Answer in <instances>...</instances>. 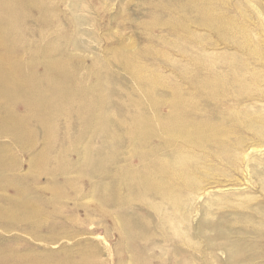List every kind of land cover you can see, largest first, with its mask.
<instances>
[{
    "label": "rangeland",
    "instance_id": "rangeland-1",
    "mask_svg": "<svg viewBox=\"0 0 264 264\" xmlns=\"http://www.w3.org/2000/svg\"><path fill=\"white\" fill-rule=\"evenodd\" d=\"M20 1L0 264H264V0Z\"/></svg>",
    "mask_w": 264,
    "mask_h": 264
},
{
    "label": "bare ground",
    "instance_id": "bare-ground-1",
    "mask_svg": "<svg viewBox=\"0 0 264 264\" xmlns=\"http://www.w3.org/2000/svg\"><path fill=\"white\" fill-rule=\"evenodd\" d=\"M3 1H4V0H3ZM7 1H8V0H7ZM21 1H23V0H21ZM21 1H20V2H21ZM37 1H38V0H37ZM17 2H18V1H17ZM9 4H10V3H9ZM4 5H5V4H4ZM4 5L2 4V6H4ZM10 7H11V5H10ZM5 9H6V8H5ZM19 10H20V9H19ZM12 12H13V11H12ZM14 12H16V11H14ZM16 14H17V13H16ZM5 17H6V16H5ZM1 23H2V22H1ZM1 28H2V27H1ZM9 30H10V29H9ZM9 30H8V31H9ZM16 34H17V33H16ZM2 36H3V35H2ZM13 36H14V35H13ZM17 36H18V35H17ZM9 37H10V36H9ZM14 38H15V37H14ZM1 39H2V38H1ZM10 39H11V38H10ZM0 42H1V41H0ZM8 44H9V43H8ZM1 47H2V46H1ZM12 47H13V46H12ZM3 50H4V49H3ZM1 53H2V50H1ZM3 53H4V52H3ZM12 53H13V52H12ZM2 55H3V54H2ZM5 55H6V54H5ZM12 55H13V54H12ZM7 57H8V56H7ZM13 57H14V56H13ZM126 58H127V57H126ZM9 59H10V58H9ZM4 60H5V59H4ZM4 60H3V61H4ZM129 62H130V61H129ZM9 63H10V62H9ZM13 63H14V62H13ZM11 64H12V63H11ZM127 65H129V64H127ZM14 66H15V64H14ZM12 67H13V66H12ZM12 67H11V68H12ZM16 67H17V66H16ZM131 71H132V70H131ZM18 72H19V71H18ZM67 72H68V71H67ZM3 73H4V72H3ZM7 73H8V72H7ZM136 73H138V72H136ZM131 74H132V73H131ZM18 75H19V74H18ZM21 75H22V74H21ZM23 75H24V74H23ZM137 75H138V74H137ZM137 75H136V76H137ZM3 76H4V75H3ZM62 76H63V75H62ZM138 76H139V75H138ZM20 77H22V76H20ZM48 78H49V77H48ZM141 78H142V77H141ZM18 79H19V78H18ZM27 79H28V78H27ZM142 79H143V78H142ZM144 79H145V78H144ZM65 80H66V78H65ZM140 80H141V79H140ZM140 80H138V81L140 82ZM7 81H9V80H7ZM71 81H73V80H71ZM143 81H144V80H143ZM10 82H11V81H10ZM10 82H9V83H10ZM14 82H15V81H14ZM14 82H13V83H14ZM27 82H28V81H27ZM69 82H70V81H69ZM1 83H3V82H1ZM9 83H8V84H9ZM21 84H23V83H21ZM143 84H144V83H143ZM143 84H142V85H143ZM25 85H26V84H25ZM99 85H100V84H99ZM18 86H20V85H18ZM18 86H17V87H18ZM21 87H22V86H21ZM28 87H29V85H28ZM142 87H143V86H142ZM31 88H33V87H31ZM31 88H30V89H31ZM22 89H23V88H22ZM24 89H25V88H24ZM143 89H144V87H143ZM143 89H142V91H143ZM26 90H27V89H26ZM5 91H6V89H5ZM30 91H31V90H30ZM98 91H99V90H98ZM6 92H7V91H6ZM8 92H9V91H8ZM8 92H7V93H8ZM22 92H23V91H22ZM12 93H13V92H12ZM51 93H53V92L51 91ZM143 93H144V92H143ZM27 94H29V96H30V93H27ZM31 94H32V93H31ZM35 94H36V93H35ZM77 94H78V93H77ZM81 95H82V94H81ZM4 96H5V95H4ZM29 96H28V97H29ZM84 96H85V95H84ZM14 97H15V96H14ZM18 97H19V96H18ZM38 97H39V96H38ZM50 97H51V96H50ZM79 97H80V96H79ZM146 98H148V97H146ZM17 99H18V98H17ZM79 99L82 100V98H79ZM57 100H58V99H57ZM152 100L155 101V99H153V98H152ZM152 100H151V101H152ZM154 101H152V102H154ZM84 102H85V101H84ZM90 102H92V100H91ZM186 102H187V101H186ZM186 102H185V103H186ZM38 103H39V102H38ZM51 103H52V102H51ZM86 103H87V102H86ZM88 103H89V102H88ZM187 103H188V102H187ZM34 104H35V103H34ZM53 104H54V103H53ZM153 104H154V103H153ZM156 104H157V103H156ZM51 105H52V104H51ZM25 106H26V105H25ZM35 106H36V104H35ZM92 106H93V105H92ZM7 108H8V106H7ZM51 108H52V107H51ZM57 108H58V107H57ZM190 108H191V107H190ZM8 109H9V108H8ZM59 109H60V108H59ZM171 109H172V108H171ZM173 109H174V108H173ZM175 110H176V108H175ZM67 112H68V111H67ZM57 114H58V113H57ZM54 115H55V114H54ZM103 115H104V114H103ZM56 117H57V116H56ZM137 117H138V116H137ZM100 119H101V118H100ZM162 119H163V118H162ZM197 124H198V123H197ZM160 126H161V125H160ZM143 127H144V126H143ZM159 128H161V127H159ZM100 129H101V128H100ZM137 131H138V130H137ZM165 133H167V131H165ZM168 134H170V133H168ZM205 135H206V134H205ZM138 137H139V136H138ZM200 141H201V140H200ZM202 142H203V141H202ZM202 142H201V143H202ZM32 213H33V212H32ZM13 219H14V218H13Z\"/></svg>",
    "mask_w": 264,
    "mask_h": 264
}]
</instances>
